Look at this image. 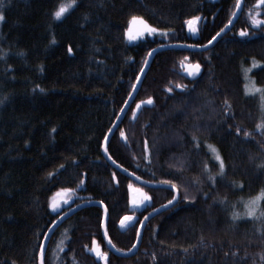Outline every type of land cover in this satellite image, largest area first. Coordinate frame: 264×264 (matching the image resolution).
<instances>
[{
    "label": "trees",
    "instance_id": "16d2710c",
    "mask_svg": "<svg viewBox=\"0 0 264 264\" xmlns=\"http://www.w3.org/2000/svg\"><path fill=\"white\" fill-rule=\"evenodd\" d=\"M70 2L2 0L0 7V264H39L48 229L84 202L104 205L117 251L133 248L143 218L174 192L142 187L114 169L103 157L104 140L148 54L165 45H206L229 23L237 0H76L57 19L58 7ZM133 16L159 31L129 42ZM251 16L264 20V4L244 0L237 22L206 51L156 53L107 143L124 170L176 184L177 203L148 221L130 257L106 245L102 208L85 207L54 231L44 264H264V217L231 215L243 214L264 189V128H257L264 111L259 96L246 94L244 78L249 70L264 87V25L254 26ZM193 17L200 19L191 36L186 21ZM185 64H199L200 77L181 76ZM209 144L225 164L223 177ZM131 184L151 198L140 209L129 205ZM62 190L66 203L53 211ZM125 216L133 220L121 227ZM97 246L104 259L91 251Z\"/></svg>",
    "mask_w": 264,
    "mask_h": 264
},
{
    "label": "water",
    "instance_id": "95a60500",
    "mask_svg": "<svg viewBox=\"0 0 264 264\" xmlns=\"http://www.w3.org/2000/svg\"><path fill=\"white\" fill-rule=\"evenodd\" d=\"M243 1L244 0H240L241 6L239 8L236 7L235 12H234L235 15H233L232 18H231V20H230L231 23H228L227 24L228 27L225 28L224 31L221 32V34L214 41H212L211 44L207 43L206 45H204L202 47H195V46H188V45L173 44V45L160 46V47H157L154 50H152L148 54V56H147L145 65L143 67L144 71L139 74L140 79L139 80H136L135 87L133 88L131 95L129 96V98L126 101L124 107L122 108L119 116L117 117L114 125L112 126L111 130L109 131L108 135L106 136L107 139L105 138V140H104V143H103V146H102V154H103V157L106 160V162H108V164H110L114 169H116L121 174L125 175L126 177L130 178L131 180H133L134 182H136L138 185H140L142 187H146V188H167V189H170V190H172L174 192V196H176L177 199L175 201H173V203L171 205H169L168 203L167 204H164V205L160 206L159 208L151 211L149 214H147L143 218V220H142L143 223L140 224V227L138 229L139 230V236L137 235L135 247H133L131 249V251H128V252H119V251H117L113 247L112 244L109 243V238L106 235V233H107V231H106L107 211H106V209H105V207H104V205L102 203H100V202H94L93 201V202H84L82 204H79L77 206H74L71 209H69L66 212H64L63 214H61L57 218V220L52 224V226L48 229V231H47V233H46V235L44 237V240L42 242V245H43V253L45 252L46 246H47V244H48V242H49L52 234L54 233V231L66 219H68L73 214H75L76 212L80 211L81 209H83L85 207L98 206V207L102 208V210H103V218H102L103 226H102V223H101L102 236H103V239H104L106 245L108 246L109 250L111 251L112 254H114V255H116L118 257H130V256H132L133 252L137 249V247H138V245L140 243V239H141L142 232H143L146 224L148 223V221L151 218H153L154 216H156L157 214H159V213H161L163 211H166V210L172 208L177 203V201L179 199L178 192L176 190H173L171 186L153 184V183L147 182L145 180H142L140 178L138 179L135 175H133L132 173H130V172L126 171V170H124L123 168H121L120 166H118L115 162H113L112 159L110 158V156L107 153V143L110 140V138L112 137V135L114 134V132L117 130V128H118L121 120L125 117V114L127 113L129 107L131 106V104L133 103L135 97L137 96V94L139 92V89H140V86L142 84L143 78H144V76H145V74H146V72H147V70H148V68L150 66L152 57L156 53H158V52L166 51V50H169V49H176V48H180V49H191V50H194V51H206L220 37L224 36L233 27V25L237 22L238 17H239L240 12H241V9H242ZM187 33H188V35H191V36L194 35V32H192L189 29V26H187ZM192 65H195V64H185L183 70L180 72V75L181 76H183L185 79L190 80V81H194V80L198 79L200 77L201 73H202V68L200 67V72L197 73L195 76L189 75V73L193 71ZM39 264H40V254H39Z\"/></svg>",
    "mask_w": 264,
    "mask_h": 264
},
{
    "label": "snow or ice",
    "instance_id": "6c2138e0",
    "mask_svg": "<svg viewBox=\"0 0 264 264\" xmlns=\"http://www.w3.org/2000/svg\"><path fill=\"white\" fill-rule=\"evenodd\" d=\"M75 2H76V0H71V2L69 4H61L58 7V9L55 11L54 16L57 19L61 18L64 15V13H66L68 11V8L71 7L72 4H74ZM258 2L260 4H264V0H258ZM2 6H3V3H2V0H0V7H2ZM240 6H241L240 0H237L236 7L239 8ZM233 15H235V13H233ZM2 19H3V17H2V15H0V20H2ZM199 19H200L199 17H193L191 20L186 21V23L189 26V29L192 32H195L197 30L196 27H195V22L198 21ZM250 19H251V22H252V24L254 26H262V25H264V20L258 19L256 16H251ZM132 20L133 21H139V23L143 25V30L142 31H139V32H136L135 34H133L131 30H128L126 34H127V37H128L129 40H135L137 38V36H142L144 34V32H147L149 35H151L153 33H156L157 31H159L158 29H156V28L148 25L147 22L144 21L140 17L133 16L132 17ZM229 23H231V21H229ZM227 27H228V25L226 24L224 26V28H221L220 29V32H217L216 35L213 36L212 39L208 41V43L211 44L212 41H214L221 34V32H223L224 29L227 28ZM247 34L248 33L245 30H242L240 32V35L241 36H245ZM68 50H69V52L72 51L71 46H69V49ZM255 66L256 65L254 64L253 67H255ZM192 68H193V71L190 72L189 75L195 76L197 73L200 72V65L199 64L192 65ZM143 71H144V69L142 68L141 69V72H143ZM139 79H140V77L138 76L137 77V80H139ZM133 87H135V85H133ZM176 87L183 88L185 86H183V85H177ZM168 91L171 92L172 89L170 88V89H168ZM257 91H259V89H257ZM129 95H131V93H129ZM141 103H145V102L142 101ZM146 103L152 104L153 103L152 98L149 97L147 99ZM225 103H227V101H225ZM139 107H140V105L138 104L137 105V108H139ZM257 128L258 129L264 128V124H258L257 125ZM240 131H241V129L237 128V133H239ZM124 135H125L124 132L121 131V136L123 137ZM243 136L247 138V137L250 136V133L248 131H244L243 132ZM193 139L195 140L196 137L194 136ZM208 148L214 154L215 160L216 161H219V172L216 175H218L220 177H223L225 175V164H224V162H223L220 154L218 153V151H217V149L215 148L214 145H210L209 144L208 145ZM261 166L264 167V165H261ZM204 167H205V170L207 171L208 170V165L205 164ZM137 178L139 179V177H137ZM208 179L213 182V185L216 183V176L215 175H210L208 177ZM161 183L167 184V183H170V182L169 181H162ZM234 186H235V184H234ZM130 187H131V185H130ZM171 187H172L173 190H176L177 189V186L174 183L171 184ZM134 191L141 192L142 195H143V199L142 200L133 199L131 201L134 205L142 204L144 201H147V200L151 199L148 196L147 193H143V190L142 189H134ZM205 196H207V193H205ZM176 199H177V197L176 196H173L172 200H169L168 201V204L171 205L173 203V201H175ZM185 199H187V197H185ZM262 200H264V189H262L261 192L258 195L252 197L248 202L245 203V205H244L245 206V209H246V212L245 213L242 214V213L233 211L232 214H231L232 215V219L235 221L238 218H240L242 215H246L247 217H250V218H253V219H260L261 217H264V211H260L259 216H257V210L261 207V201ZM220 203H224V200L221 199L220 200ZM52 207H53V210H55V208L57 207V205H52ZM132 219L133 218L130 217V216L123 217L121 219V221H120L121 227H123L126 224V222H128V221H130ZM141 223H143V222H141ZM102 226H103V222H102ZM106 235H107V233H106ZM137 235L139 236V230H137ZM93 243L95 244V241H93ZM109 243L111 244V240H109ZM133 247H135V245H133ZM40 248H41V251H40V264H44L43 245H41ZM91 251L95 252L96 255L99 256L101 259H104L106 257V255H107L106 253L101 252L99 250V247L98 246L92 248ZM129 251H131V249H129ZM233 255H235V253H233Z\"/></svg>",
    "mask_w": 264,
    "mask_h": 264
},
{
    "label": "rangeland",
    "instance_id": "374dc122",
    "mask_svg": "<svg viewBox=\"0 0 264 264\" xmlns=\"http://www.w3.org/2000/svg\"><path fill=\"white\" fill-rule=\"evenodd\" d=\"M138 25L140 28V31L143 30V25L139 23V21H133L132 19L130 20V23H129V27L127 29L128 30H131L133 34H135L137 31H135L134 29V26ZM127 33V32H126ZM145 35V32L144 34ZM142 35V36H143ZM142 36H137V38L135 40H137L138 38H141ZM128 39V37H127ZM135 40H129V42H133ZM249 70H247L244 74V78H245V92L246 94L248 95H257L259 96L260 100H261V103H262V108H263V111H264V87H257L254 82L252 81V79L249 77ZM257 89H259V91H257ZM134 189H142L138 186H135L133 184H131V187L129 186V195H128V201H129V205L131 208H134V209H140L141 207H143L144 205H146L149 201H144L142 204H139V205H134L131 201L133 199H137V200H142L143 199V195L141 192H137V191H134ZM143 190V193H146L144 189ZM65 192L64 190L58 192L52 199L51 201V204H50V207L51 209L53 210V207L52 205H57V207L55 208V210L53 211H57L59 210L63 204L66 203V200H65ZM149 196V195H148ZM260 209V208H259ZM259 209L257 210V214L259 213ZM246 212V209L244 211V213ZM131 217V216H130ZM133 218V217H132ZM133 220V219H132ZM132 220L126 222V225L131 223Z\"/></svg>",
    "mask_w": 264,
    "mask_h": 264
}]
</instances>
